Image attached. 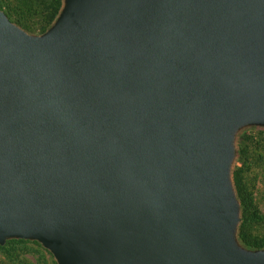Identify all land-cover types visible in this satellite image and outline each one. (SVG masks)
<instances>
[{
    "label": "water",
    "instance_id": "1",
    "mask_svg": "<svg viewBox=\"0 0 264 264\" xmlns=\"http://www.w3.org/2000/svg\"><path fill=\"white\" fill-rule=\"evenodd\" d=\"M264 130V0L0 8V245L57 264H264L241 238L240 138Z\"/></svg>",
    "mask_w": 264,
    "mask_h": 264
},
{
    "label": "rangeland",
    "instance_id": "2",
    "mask_svg": "<svg viewBox=\"0 0 264 264\" xmlns=\"http://www.w3.org/2000/svg\"><path fill=\"white\" fill-rule=\"evenodd\" d=\"M3 5L18 6L17 0H3ZM14 11V10H13ZM33 31L39 33L40 16L29 20ZM253 142H249L248 156L239 164L243 170L244 183L252 198L253 213L259 218L249 222V233L264 239V132L250 130ZM0 264H57L52 254L32 242L16 243L0 248Z\"/></svg>",
    "mask_w": 264,
    "mask_h": 264
},
{
    "label": "trees",
    "instance_id": "3",
    "mask_svg": "<svg viewBox=\"0 0 264 264\" xmlns=\"http://www.w3.org/2000/svg\"><path fill=\"white\" fill-rule=\"evenodd\" d=\"M17 1H18V6L14 7L8 5V8L6 9L5 6L3 5V0H0V8L6 12V14L13 22L19 24L20 26L31 32H35V31H33V27H31V24L29 23L28 20L31 17H35L37 15L40 16L41 27L39 33L44 32L50 26V24L55 20L62 5V0H17ZM258 131L264 132V130H258ZM249 133L250 131L243 133L240 138V156L235 170V182L238 189V193L242 200L243 213H244V220L241 225L240 235L243 241L248 246L263 248L264 239L254 237L249 233V225H248L249 222L252 219H256L259 217L257 214L253 213L252 211L253 209L252 198L248 191V188L246 187V184L244 183L243 170L242 168L239 167V164L248 156L249 142H253V136L250 135ZM26 242H31V241L22 240V239L10 240L7 242L6 245L4 246L0 245V248L2 249L11 244L26 243ZM32 243H35L38 246L42 247L37 242H32ZM48 253L50 254V252Z\"/></svg>",
    "mask_w": 264,
    "mask_h": 264
}]
</instances>
